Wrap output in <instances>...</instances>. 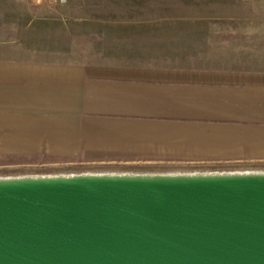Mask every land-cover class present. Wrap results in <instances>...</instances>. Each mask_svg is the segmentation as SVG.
<instances>
[{"label": "crops", "instance_id": "obj_1", "mask_svg": "<svg viewBox=\"0 0 264 264\" xmlns=\"http://www.w3.org/2000/svg\"><path fill=\"white\" fill-rule=\"evenodd\" d=\"M159 32L143 48L91 59L19 56L1 41L0 153L264 162V63L230 49L223 26Z\"/></svg>", "mask_w": 264, "mask_h": 264}, {"label": "water", "instance_id": "obj_2", "mask_svg": "<svg viewBox=\"0 0 264 264\" xmlns=\"http://www.w3.org/2000/svg\"><path fill=\"white\" fill-rule=\"evenodd\" d=\"M0 264H264V171L0 177Z\"/></svg>", "mask_w": 264, "mask_h": 264}, {"label": "rangeland", "instance_id": "obj_3", "mask_svg": "<svg viewBox=\"0 0 264 264\" xmlns=\"http://www.w3.org/2000/svg\"><path fill=\"white\" fill-rule=\"evenodd\" d=\"M195 21L223 26L228 30L226 37L233 39L230 49L240 47L235 51L264 63V0H0V42L4 41L7 51L14 47L19 56L31 55L34 48L44 56L112 57L154 42L165 27ZM19 46L23 49L16 50ZM245 170L264 171V162H74L0 153V177Z\"/></svg>", "mask_w": 264, "mask_h": 264}, {"label": "built area", "instance_id": "obj_4", "mask_svg": "<svg viewBox=\"0 0 264 264\" xmlns=\"http://www.w3.org/2000/svg\"><path fill=\"white\" fill-rule=\"evenodd\" d=\"M53 2H62L63 0H52Z\"/></svg>", "mask_w": 264, "mask_h": 264}, {"label": "bare ground", "instance_id": "obj_5", "mask_svg": "<svg viewBox=\"0 0 264 264\" xmlns=\"http://www.w3.org/2000/svg\"><path fill=\"white\" fill-rule=\"evenodd\" d=\"M246 171V170H245ZM73 173V172H72ZM100 173V172H99ZM148 173V172H147ZM45 175H47V174H45ZM50 175V174H49Z\"/></svg>", "mask_w": 264, "mask_h": 264}]
</instances>
